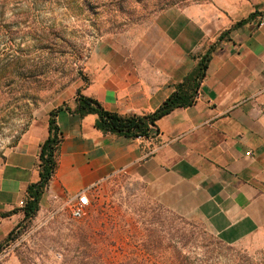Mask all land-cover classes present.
Here are the masks:
<instances>
[{"label":"crops","instance_id":"crops-1","mask_svg":"<svg viewBox=\"0 0 264 264\" xmlns=\"http://www.w3.org/2000/svg\"><path fill=\"white\" fill-rule=\"evenodd\" d=\"M225 27L204 9H164L121 34L97 42L85 61L86 82L75 92L108 111H155L195 69L199 55ZM208 61L193 104L160 118L157 134L126 138L94 127L96 116L56 115L61 142L57 167L38 211L66 203L82 190L88 199L113 181L144 189L179 216L203 219L223 243L264 227V19L228 34ZM57 108V106L55 107ZM0 157V244L23 221L26 188L39 179V145L48 112Z\"/></svg>","mask_w":264,"mask_h":264},{"label":"rangeland","instance_id":"rangeland-1","mask_svg":"<svg viewBox=\"0 0 264 264\" xmlns=\"http://www.w3.org/2000/svg\"><path fill=\"white\" fill-rule=\"evenodd\" d=\"M73 1L0 0V157L32 123L63 105L79 81L86 82L85 61L97 42L158 13L131 23L129 17L148 14L156 0ZM175 1L168 8L204 9L209 19L225 27L231 18L264 2ZM79 229L89 234L90 246L76 236ZM144 229L165 234L162 247H175L190 262L264 264V227L226 244L200 217L179 216L144 189L125 187L122 181L95 191L82 219H73L67 205L59 203L21 221L15 238L0 249V264H116L135 253L139 262L164 261L142 257L137 239L145 236ZM89 247L99 251L89 252Z\"/></svg>","mask_w":264,"mask_h":264},{"label":"trees","instance_id":"trees-1","mask_svg":"<svg viewBox=\"0 0 264 264\" xmlns=\"http://www.w3.org/2000/svg\"><path fill=\"white\" fill-rule=\"evenodd\" d=\"M70 2L74 1L70 0ZM177 3L178 1L175 0H156L155 5L148 14H142L140 18L137 17L136 19L134 18V20L132 17H129L128 21L136 23L138 20H142L146 16L153 15V13H157L165 8L174 6ZM100 4L102 3L97 2V5ZM263 18L264 2L256 4L253 11H251L246 17L237 20L227 30L222 31L216 40L207 46L205 52L202 55H199L198 63L195 69H193L190 74L185 76L181 82L174 86L172 93L152 113L120 114L114 111H108L105 110L96 99L81 94L79 90L75 92V107L72 110L66 105V103L50 110L48 112L47 121L48 134L39 145L37 162L39 179L36 182L30 183L26 188V198L22 207L24 215L23 221L31 219L37 213L41 196L48 188L49 182L52 179L57 167L56 152L62 139L55 120L58 111L61 109L71 110L81 117L87 114H94L96 116L94 127L106 134L119 135L131 139L154 137L158 132L156 123L160 118L167 115L175 108L186 107L193 104L198 84L204 76L211 54L215 49H217L219 44L230 40L228 34L231 31L242 27L252 19L256 20V24L258 25ZM144 230L146 231L145 236L142 235L139 237L140 240L137 239L140 241L139 251L142 253V257L150 259L153 256L159 261H162L163 259L164 261L155 262L154 260L151 263H147L148 260L144 259L139 262L137 261V254L135 253V255L130 256V258L128 257V259L122 260V262L120 261L116 264H208L207 262H190L187 259L182 258L179 252L176 251L175 247L170 245L162 247L161 243L165 239V234L160 231L157 234H153V232H150L148 229ZM13 231L7 235L5 243L15 238L13 236ZM76 236L79 237L82 243L90 246L89 234L84 232L82 229H79ZM168 237L169 236H166V238ZM2 246L3 245L0 244V249ZM89 248V252L99 251L93 247ZM102 264L114 263L106 260Z\"/></svg>","mask_w":264,"mask_h":264},{"label":"built area","instance_id":"built-area-1","mask_svg":"<svg viewBox=\"0 0 264 264\" xmlns=\"http://www.w3.org/2000/svg\"><path fill=\"white\" fill-rule=\"evenodd\" d=\"M263 19L258 23V26L263 24ZM89 203L90 201L86 190H82L69 199L65 204L67 205L70 216L73 219H82L87 214Z\"/></svg>","mask_w":264,"mask_h":264}]
</instances>
